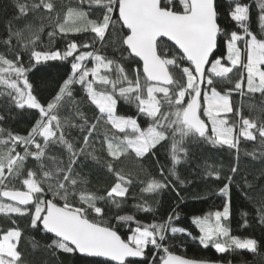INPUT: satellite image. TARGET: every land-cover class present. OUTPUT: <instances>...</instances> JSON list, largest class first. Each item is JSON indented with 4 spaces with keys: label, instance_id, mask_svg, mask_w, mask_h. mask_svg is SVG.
<instances>
[{
    "label": "snow or ice",
    "instance_id": "6c2138e0",
    "mask_svg": "<svg viewBox=\"0 0 264 264\" xmlns=\"http://www.w3.org/2000/svg\"><path fill=\"white\" fill-rule=\"evenodd\" d=\"M81 2L84 3L85 0ZM87 2L103 9L102 19H89L87 12L73 8L68 9L63 22L59 21L58 15L55 19L51 16L47 18L55 23L56 31L63 35L69 32L90 31L94 34L91 44L85 42L81 45L71 41L63 51H38L35 45L40 40L39 32L44 30L43 24L39 32H33L32 25H26L23 30L12 31L9 22L7 43L11 44L12 38L15 37L22 49L31 47L30 56L36 64L50 60H67L69 57H73V60L68 78L63 81L53 100L45 106L33 95L32 85L26 77V73L31 69L23 65L21 52H16L15 60L0 55V85L10 90L7 93L0 92V95H8L10 103L16 108L37 109L40 113V119L27 136L8 132L5 137V130L0 128V145H11L6 152H0V197L14 202L0 203V213L30 215L32 227L38 228L42 225L46 233L53 234L54 239L47 247L54 253H80L88 257H106L117 264H132L127 258H146L145 249L151 245L165 254L161 257V264H209L208 261L188 260L170 251L165 243L168 239L167 232L191 236L186 229L174 225L173 221L179 219L175 210L162 223L141 226L137 222L127 241L121 239L117 231L103 221L104 209L100 202L111 201L119 207L116 198L126 196L131 179L116 172L117 182L105 195H96L81 187L86 181L77 172L76 167L88 159L97 164L102 163L101 158L95 155L94 142H101L107 155L113 159L128 154L129 150L137 157H142L157 144L167 141L171 134V159L175 168L181 163V153L187 155V148L182 146L185 138L227 146L237 151L239 137L250 141L257 139L253 130L264 140V121L258 124L255 120L243 116L240 110L235 111V115L239 117V133H235L237 125L230 124L222 116L234 112L230 96L227 92L222 94L214 86V77L228 79V74L239 66L247 73L248 91L264 96V67H261L264 66V39L258 38L249 27L248 6L240 0H233L234 6L230 7L228 15L242 30L243 35L238 31L226 34L229 37L226 41L227 61L231 65L226 66L221 63L220 58L210 60L217 46L218 33L221 32L214 0ZM18 7L21 15L27 14V5ZM32 8H42L48 13L54 11L50 0H39ZM260 8L259 25L264 31V0H261ZM117 11L118 16L114 17ZM70 20L73 24L76 20H83L85 23L70 27ZM109 29L117 33L127 30L111 43L120 53L121 59L138 58L139 62H142V73L139 67L132 70L135 73L134 79L129 77L128 71L116 59H110L95 49L97 40L104 46ZM25 31L29 33L27 37L24 35ZM54 35L55 31L48 32L49 38ZM162 38L171 42L172 51L162 54ZM240 41L245 42L246 62L242 57V50L238 47ZM89 47H92L93 51H80L81 48ZM124 53H127L126 57ZM89 59L93 63L91 68L84 63ZM209 64L211 67H206ZM114 68L116 77L112 78ZM141 79L144 80L143 84ZM74 84H80L84 88L87 99L100 113L95 122L89 125L83 113L77 111L82 123L69 124L70 127H78L82 133H86L79 149L66 139L59 115V110L66 100H71ZM234 87L241 90L242 82L238 80ZM118 97L136 103L139 113L151 121L146 129L140 127L137 119L117 115ZM201 111L211 122V134L208 125L201 119ZM3 119L4 117L0 116V120ZM65 122L69 123L67 118ZM101 122L104 126L110 125L115 131L105 127L101 134ZM177 134L179 140L176 139ZM36 137H41L43 144L37 142ZM17 145L23 147V153L16 151ZM30 146H34L35 151H32ZM90 146L92 151H88ZM57 147L67 152L66 164L56 155H48L49 151ZM28 157L38 162V171L26 168ZM45 157L51 161V167L45 165ZM80 157H84V160ZM106 166L108 171H115L111 163ZM174 168L171 174L183 184L184 181L180 180ZM238 171L237 166L232 167L233 175L228 177L229 181L234 179ZM208 175L219 178V173L214 170H210ZM10 179H21L22 187L26 190L9 187ZM245 185L251 187L246 179ZM167 186V182L153 180L144 191L157 192ZM46 190L52 193L53 199L43 197L42 194ZM229 190V184H225L220 189V194L228 196ZM77 194L80 206L72 203ZM59 201H63V204ZM32 204H35L34 212H30L28 208ZM139 207L146 212L152 210L146 204ZM89 212H94L100 221L90 219ZM229 216L230 201H226L222 211L193 217L192 222L200 232L199 243L204 247L211 244L217 253H226L234 248L256 252V239L241 240L230 236L228 227L222 222L228 220ZM117 220L133 221L134 217L118 216ZM260 222L264 224V215L261 216ZM21 236L22 232L18 227L9 228L0 234V264H22V253L17 246Z\"/></svg>",
    "mask_w": 264,
    "mask_h": 264
},
{
    "label": "trees",
    "instance_id": "16d2710c",
    "mask_svg": "<svg viewBox=\"0 0 264 264\" xmlns=\"http://www.w3.org/2000/svg\"><path fill=\"white\" fill-rule=\"evenodd\" d=\"M38 2L39 0H0V55L15 60L16 52H21L23 65L31 69L26 73V77L32 85L33 95L42 105L46 106L53 100L63 81L71 73L73 57H69L67 60H50L36 64L30 56L31 47L27 50L22 49L15 37L12 38L11 44L7 43L10 31L9 22H11L12 31L23 30L26 25H32V31L39 32L43 24L44 30L39 32L40 40L35 45L36 50L60 49L63 51L71 41H76L81 45L85 42L91 44L94 34L90 31L60 34L56 31L55 23L50 22L47 17L51 16L55 19L58 15L59 21L63 22L68 9L73 8L87 12L89 19L98 20L102 19L103 9L94 4L90 5L87 0L84 3L81 0H50L54 5V11L48 13L42 8L33 10L32 5ZM214 2L218 11V24L221 32L217 38V49L211 60L220 58L223 64L229 65L225 61L226 41L229 38L226 34L238 31L243 35V32L228 15L230 7L234 6L233 0H214ZM240 2L247 5L250 10L248 23L251 31L258 38L264 39V31L259 25L261 0H240ZM18 5L28 6L26 15H21ZM115 16H117L116 12L114 13ZM17 17L19 19H16ZM83 23L85 21L76 20L74 26H81ZM117 28L119 29V26ZM51 31H55L56 35L49 38L48 32ZM126 32L123 30V32L117 33L109 29L104 46L102 47L97 40L95 49L110 59H116L128 71L129 77L134 79L135 73L132 70L139 67L141 71L140 63L136 59H121L120 53L115 50L111 43L114 38H118ZM24 35L27 37L28 31H25ZM244 45V41L238 42V47L242 50ZM172 50L171 45L161 41L162 54ZM80 51H93V48H81ZM124 56L126 57L127 53H124ZM84 63L89 68L93 66L91 59ZM243 70L242 67H237L228 74V79H214L216 89L222 94L227 92L230 96L234 112L227 113L225 116L230 124L237 125L236 134L239 133V117L235 115L236 110H240L243 116L255 120L258 124L264 121V96L260 93H251L245 89ZM111 75L112 78L116 77L115 68ZM12 78L14 79L15 76L13 75ZM238 80L242 81L241 90H236L234 87ZM141 83H144L143 79H141ZM125 86L127 85L125 84ZM8 91L10 90L6 86L0 85V92L7 93ZM77 111L83 113L89 121V125L95 122V118L100 115L98 109L87 99V94L80 84L72 85L71 100H66L59 110L66 139L79 149L83 144V135L86 133H82L78 127L69 126L70 123H82V119L77 116ZM117 115L137 119L142 129H146L151 123L146 116L139 113L136 103L128 102L119 97L117 98ZM0 116L4 117L3 120H0V128L5 130V137L8 132L27 136L33 125L40 119V113L37 109L16 108L14 104L10 103V97L6 94L0 95ZM66 118L69 123L65 122ZM201 119L204 120L202 116ZM99 127L101 134L105 127L112 132L115 131L111 129L110 125L104 126L103 122ZM253 131L257 136L254 141L245 140L242 136L239 137V151L229 149L227 146L185 138L182 146L187 148V155L181 153V163L175 168L171 159L173 141L170 134L167 141L157 144L155 148L142 157H137L134 152L129 150L128 154L122 155L119 159H113L107 155L106 148L101 142H94L95 155L101 158L102 163L97 164L88 159L82 165H78L76 170L86 181L81 187L96 195H105L117 182L116 172L131 179L126 196L116 198L119 207L111 201L100 202L104 209L103 221L110 224L125 241L132 234V229L137 226V222L141 226L162 223L175 210L179 214V219L173 221L174 225L186 229L191 233V236L167 232L168 239L165 243L173 254L197 261L264 264V224L260 222L261 216L264 215V140L259 137L258 132ZM117 135L123 134L117 133ZM36 140L43 144L41 137H36ZM10 146L0 145L5 152ZM30 149L35 151L34 146H30ZM16 151L23 153V147L17 145ZM88 151H92V146L88 148ZM48 155H56L65 164L67 163L68 154L63 148H54L48 152ZM80 159L84 160V157H80ZM44 163L47 167H51V161L47 157L44 158ZM107 163H111L115 171H108ZM234 166H237L239 171L235 174L234 179L229 181L228 177L233 175L231 169ZM26 168L38 171V162L32 157H28ZM173 168L180 180L184 181L183 184L171 174ZM210 170L218 172L219 178L209 176ZM21 179L14 181L10 179L8 186L26 190L22 187ZM245 179L251 187L245 185ZM153 180L167 182L168 186L157 192L144 191L148 183ZM225 184H229L228 196L220 194V189ZM45 189H47V185H45ZM42 195L46 199H53L52 193L47 190ZM226 201H230V216L228 220L222 222L228 227L230 236L241 240L256 239L258 241L256 252L234 248L226 253H217L211 244L204 247L199 243L200 232L192 222L193 217H203L217 210L222 211ZM0 203L8 204L1 197ZM59 203L62 205L63 201H59ZM72 203L80 206L78 194ZM145 204L150 206L152 210L142 211L139 206ZM28 208L30 212H34L35 204L29 205ZM88 215L90 219L100 221L94 212H89ZM126 215L133 216L134 220L126 222L117 220L118 216ZM245 221H247V226H245ZM16 227L22 232L17 245L22 253V264H114L100 259L81 257L76 253L59 251L54 253L52 249L47 247L54 238L47 235L41 227H32L30 215L0 213V234L9 228ZM145 253L146 258L129 261L132 264H160L161 257L165 255L162 250L155 249L151 245L145 249Z\"/></svg>",
    "mask_w": 264,
    "mask_h": 264
},
{
    "label": "rangeland",
    "instance_id": "374dc122",
    "mask_svg": "<svg viewBox=\"0 0 264 264\" xmlns=\"http://www.w3.org/2000/svg\"><path fill=\"white\" fill-rule=\"evenodd\" d=\"M72 25L74 26L73 21L70 20V21H69V26L71 27ZM241 50H242V49H241ZM227 55H228V53H227V44H226V55H225V61L229 64V65H226V66H231L230 63L227 61ZM242 57H243L244 61L246 62V51H245V45H244V49L242 50ZM221 63H222V60H221ZM222 64H223V63H222ZM210 67H211V65L209 64V65H208V68H210ZM238 67H239V66H238ZM261 67H263V66H261ZM243 76H244V87H245V89L248 91V89H247V73H246L245 70H243ZM214 79H215V77H214ZM241 82H242V81H241ZM20 86L23 87L22 84H21ZM201 103H203V97H202V96H201ZM165 110H168V109H165ZM226 114H227V113H226ZM200 115L204 118L206 124L208 125V131H209V134H211V122L208 120V118H207L206 116L203 115L202 111H201ZM222 116H223V118L227 119L226 116H225V114H222ZM227 120H228V119H227ZM170 135H171V134H170ZM237 135H238V134H237ZM171 139H172V137H171ZM176 139H177V140L180 139L179 134H177ZM172 141H173V140H172ZM0 152H5V151L2 149V147H0ZM4 204H6V203H4ZM3 214H4V213H3ZM8 214H9V213H8Z\"/></svg>",
    "mask_w": 264,
    "mask_h": 264
},
{
    "label": "water",
    "instance_id": "95a60500",
    "mask_svg": "<svg viewBox=\"0 0 264 264\" xmlns=\"http://www.w3.org/2000/svg\"><path fill=\"white\" fill-rule=\"evenodd\" d=\"M116 15L118 16V11L116 12ZM125 30H126V29H125ZM126 31H127V30H126ZM218 35H219V33H218ZM217 38H218V37H217ZM162 41H164V42L168 43L169 45H171V42H170V41H167V38H162ZM216 49H217V46H216V48H214V50H213V54L215 53ZM213 54L210 56V60H211ZM134 59H136V60L139 62L138 58H134ZM139 63H140L141 73H142V62H139ZM206 67H208V65H207ZM1 198H2L4 201L8 202V203H14L13 201L8 200L7 198H3V197H1ZM40 227H41V229L43 230L42 225H41ZM43 231H44V230H43ZM44 232H45V231H44ZM45 233H46V232H45ZM46 234L54 238L53 234H50V233H46ZM121 239H122V238H121ZM76 254H77L78 256H81V257L93 258V259H100V260H104V261H108V262H111V263L117 264L116 261H112V260H110L109 258H106V257H88V256H85V255L80 254V253H76ZM175 255H176V254H175ZM177 256H179V255H177ZM127 259H128V260H142V258H131V257H130V258H127ZM185 259H187V258H185ZM188 260H191V259H188ZM195 261H197V260H195ZM160 264H161V263H160ZM209 264H227V263L209 262ZM230 264H231V263H230Z\"/></svg>",
    "mask_w": 264,
    "mask_h": 264
}]
</instances>
